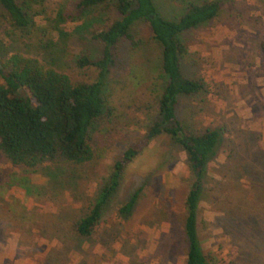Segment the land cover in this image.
Segmentation results:
<instances>
[{"label": "rangeland", "instance_id": "rangeland-1", "mask_svg": "<svg viewBox=\"0 0 264 264\" xmlns=\"http://www.w3.org/2000/svg\"><path fill=\"white\" fill-rule=\"evenodd\" d=\"M16 1L28 6L32 22L16 28L0 7V63L18 55L72 84L94 82L98 70L80 69L77 62L101 57L103 44L93 34L120 18L114 0L81 16L79 0ZM204 1L218 3L219 12L182 35L187 54L180 67L205 90L179 97L176 107L185 132L222 134L203 179L198 239L212 264H264V0L152 3L173 21L190 3ZM130 33L135 46L121 40L113 50L105 87L110 112L90 128L89 161L47 162L32 171L0 154V264H185L184 203L194 177L181 147L165 135L148 141L126 166L91 235L80 237L75 229L115 161L128 147L144 144L157 117L161 47L145 20ZM23 179L32 188L28 193ZM134 195L131 213L121 214Z\"/></svg>", "mask_w": 264, "mask_h": 264}, {"label": "trees", "instance_id": "trees-1", "mask_svg": "<svg viewBox=\"0 0 264 264\" xmlns=\"http://www.w3.org/2000/svg\"><path fill=\"white\" fill-rule=\"evenodd\" d=\"M38 0H27V4ZM112 0H79L78 16L96 8L106 9ZM1 9L11 24L19 29L31 25L28 6L16 0H0ZM113 8L120 18L108 28L93 34L103 44L101 57L91 61L82 56L78 68L92 66L98 70L92 83L72 84L68 77L52 69H44L35 60L13 55L0 63V154L12 165H24L32 171L47 162L61 161L80 165L92 158L88 134L92 125L107 111L106 80L114 65L113 50L121 40L134 47L130 33L136 21L149 23L153 39L161 47L159 78L161 93L157 100V117L147 130L144 144L128 147L115 161L108 180L100 188L89 212L76 223V233L83 238L91 235L99 222L104 206L115 193L126 166L135 159L148 141L165 135L181 147L194 182L186 196L183 221L187 241L185 264H212L204 254L197 233L198 204L203 191L207 165L214 160L222 134L206 129L193 134L184 131L176 116L178 99L193 97L205 90L199 80L184 77L180 61L187 54L182 35L214 19L220 9L216 2L190 3L177 20L161 17L152 0H114ZM153 17V18H152ZM264 55V41L260 45ZM28 193L32 188L22 180ZM137 195L120 208L129 215Z\"/></svg>", "mask_w": 264, "mask_h": 264}, {"label": "crops", "instance_id": "crops-1", "mask_svg": "<svg viewBox=\"0 0 264 264\" xmlns=\"http://www.w3.org/2000/svg\"><path fill=\"white\" fill-rule=\"evenodd\" d=\"M9 244V243H6V245ZM14 248L11 246L10 250H11V253L14 251L13 250ZM13 254V253H12Z\"/></svg>", "mask_w": 264, "mask_h": 264}, {"label": "water", "instance_id": "water-1", "mask_svg": "<svg viewBox=\"0 0 264 264\" xmlns=\"http://www.w3.org/2000/svg\"><path fill=\"white\" fill-rule=\"evenodd\" d=\"M153 18V17H152Z\"/></svg>", "mask_w": 264, "mask_h": 264}]
</instances>
